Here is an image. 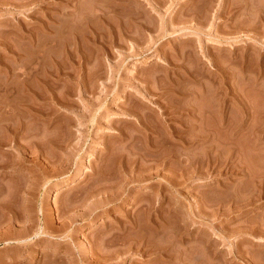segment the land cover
Wrapping results in <instances>:
<instances>
[{"label": "rangeland", "instance_id": "obj_1", "mask_svg": "<svg viewBox=\"0 0 264 264\" xmlns=\"http://www.w3.org/2000/svg\"><path fill=\"white\" fill-rule=\"evenodd\" d=\"M0 221V264H264V0H0Z\"/></svg>", "mask_w": 264, "mask_h": 264}, {"label": "bare ground", "instance_id": "obj_2", "mask_svg": "<svg viewBox=\"0 0 264 264\" xmlns=\"http://www.w3.org/2000/svg\"><path fill=\"white\" fill-rule=\"evenodd\" d=\"M103 7H104V5H103ZM103 9V8H102ZM66 14V13H65ZM70 15V14H69ZM67 18H68V16H67ZM37 77H38V75H37ZM36 77V78H37ZM40 79V78H39ZM45 81H46V79H45ZM46 83H44V85H45ZM48 84V83H47ZM46 86H48V85H46ZM46 90V89H45ZM45 90H42L43 92H45ZM47 92H48V90H47ZM46 92V93H47ZM31 93H33V99H34V101L33 100H31L30 99V101L28 102V98L26 99V101H24V100H21L19 103L17 102V104H18V106H22V107H26V109H29V111L30 110H37V109H40L39 107H41L40 105H43L44 104V102H42L41 101V99L43 98L42 97V95L43 94H41V93H38V92H34V90H33V92H31ZM45 94V93H44ZM44 100V99H43ZM241 101V100H240ZM2 103V102H1ZM10 104H11V102H10ZM7 105L8 104H6V107H7ZM12 105H14V104H12ZM11 105V106H12ZM8 106H10V105H8ZM16 106V105H15ZM55 106V105H54ZM13 107V106H12ZM202 107H204V106H202ZM210 107V106H209ZM14 108V107H13ZM43 108V107H42ZM196 108V107H195ZM216 109V108H215ZM203 109H201V111H202ZM206 110V109H205ZM211 110V109H210ZM209 110V111H210ZM217 110V109H216ZM215 111V110H214ZM36 112V111H35ZM205 112V111H204ZM198 113H201L200 112V109H199V112ZM203 113V112H202ZM213 113V112H212ZM164 114V113H163ZM210 114V113H209ZM168 115H169V113H168ZM201 115V114H200ZM204 116V115H203ZM215 116V115H214ZM200 117H202V116H200ZM205 117V116H204ZM216 117V116H215ZM219 117V116H218ZM36 118V117H35ZM34 118V119H35ZM199 118V117H198ZM207 118H209V117H207ZM206 118V119H207ZM201 120H203V119H201ZM228 126H229V124H228ZM11 128V127H10ZM16 128V127H15ZM12 129H14L13 127L11 128V133H12ZM17 129V128H16ZM183 129V128H182ZM10 130V129H9ZM179 130H181V129H179ZM183 130H185V129H183ZM183 130H181V131H183ZM177 131V130H176ZM16 131L14 130V133H15ZM12 135H13V133H12ZM215 135V134H214ZM212 138H214V136L212 135ZM218 138V137H217ZM186 139V138H185ZM212 141H213V139H212ZM215 141V140H214ZM6 201V200H5ZM4 202V201H3ZM7 203V202H6ZM148 206L150 207V205L148 204ZM29 207V206H28ZM7 208V207H6ZM27 208V207H26ZM151 208H152V206H151ZM9 209V208H8ZM44 209V208H43ZM29 209H27V213L29 214V220L31 221V216H32V218H33V216H35V215H31L30 216V213H29V211H31V209L28 211ZM46 210V209H45ZM6 212V211H5ZM33 212V211H32ZM44 212V211H43ZM13 213V212H12ZM24 213V212H23ZM34 214V213H33ZM24 215H27V214H24ZM23 216V215H22ZM15 217H16V215H14V219H15ZM26 217V216H25ZM25 217H23V218H25ZM19 218V217H18ZM10 219V218H9ZM12 219V218H11ZM20 219V218H19ZM22 219V218H21ZM20 219V220H21ZM36 219V218H35ZM47 219V218H46ZM44 220V221H46L45 223H44V225H45V227H43V226H41L40 225V223H38L37 221V223H38V225H37V229H36V234H38V235H41V234H46L47 233V229L48 228H51L53 225L51 224L52 222L49 220ZM5 220V219H4ZM28 220V219H27ZM26 220V221H27ZM28 220V221H29ZM33 220V219H32ZM9 221H11V220H9ZM23 221H25V219L23 220ZM25 221V222H26ZM15 222L17 223L18 221H17V219L15 220ZM24 222V223H25ZM162 222V221H161ZM0 223H1V221H0ZM13 223H14V221H13ZM20 223V222H19ZM18 223V224H19ZM21 223H23V222H21ZM23 223V224H24ZM28 223V222H27ZM27 223H25L26 225H27ZM31 223H32V221H31ZM33 223H34V220H33ZM138 223V222H137ZM3 224V223H2ZM9 224H10V222H9ZM8 224V225H9ZM22 224V225H23ZM132 224V223H131ZM157 224V223H156ZM1 225V224H0ZM125 225V224H124ZM139 225V224H138ZM2 226V225H1ZM19 226H21L20 224H19ZM32 226V225H31ZM8 227H10V226H8ZM28 227H30V225L28 226ZM34 227V226H33ZM124 227V226H123ZM53 228V227H52ZM139 228H140V226H139ZM10 229V228H9ZM25 229H27V228H25ZM124 229V228H123ZM27 231V230H26ZM5 234V233H4ZM23 234H25V232H23ZM6 235V234H5ZM22 237V236H21ZM26 240V239H25ZM136 243H138V242H136ZM135 244V243H134ZM141 245V244H140ZM129 246H130V244H129ZM146 246V245H145ZM137 247V246H136ZM19 248V247H18ZM135 248V247H134ZM19 253V252H18Z\"/></svg>", "mask_w": 264, "mask_h": 264}]
</instances>
